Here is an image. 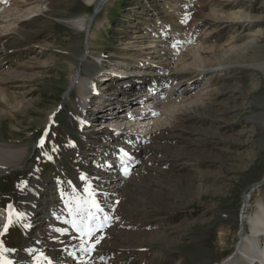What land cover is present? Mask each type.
<instances>
[{"label": "rangeland", "instance_id": "obj_1", "mask_svg": "<svg viewBox=\"0 0 264 264\" xmlns=\"http://www.w3.org/2000/svg\"><path fill=\"white\" fill-rule=\"evenodd\" d=\"M35 1L28 3V16H21L25 9L9 19L23 36L7 23L2 35L8 38H0V91L7 96V102L0 98V156L26 153L18 166L0 173V209L8 216L0 227V264H28L44 254L54 264H215L235 253L250 234L242 216L264 202V0ZM240 11L249 21L233 18ZM253 36L240 64L229 56L227 71L209 63L214 45V51L237 48ZM13 37L18 40L8 45ZM198 44L207 48V65L215 66L200 92L202 104L165 115L169 127L147 135L138 152L107 127H90L123 118L138 88L145 96L170 86L187 88V96L198 93L202 86H188L199 71L179 72L176 62L189 63L187 50ZM79 69L91 84L83 107L70 84ZM147 70L162 75H141ZM113 98L118 106L126 101L111 113L107 102ZM48 115L54 116L51 127ZM42 137L45 144L36 147ZM111 144L138 160L119 190L122 176L102 175L104 162L92 161L98 153L119 164ZM87 191L99 204L101 192L111 193L115 206L111 227L85 260L82 239L58 237L51 223L68 229L62 221L71 212L77 216L78 205L87 207ZM60 200L66 208L61 218L46 221L41 207L61 210ZM259 246L264 249V237Z\"/></svg>", "mask_w": 264, "mask_h": 264}, {"label": "bare ground", "instance_id": "obj_2", "mask_svg": "<svg viewBox=\"0 0 264 264\" xmlns=\"http://www.w3.org/2000/svg\"><path fill=\"white\" fill-rule=\"evenodd\" d=\"M92 1L93 0L89 1V3ZM105 1L106 0H104V2ZM8 2H9V0H0V5L3 4L0 7V33H1L0 38L6 37L5 35H2V34L7 33V30H6L7 23L12 25L10 31L14 30V32L22 34V32L20 30L21 27L16 23V20L13 21V20H9V19L10 18L15 19L17 17V15L19 13H22L25 9H26V11H24L25 13H23L21 16L22 17L28 16L30 14V12H32V11L28 10V5H29L28 3L29 2H36V1L35 0H21L20 2H13L11 4V6H7ZM212 15H215L214 11H212ZM233 18H235V19L241 18L242 20H245V21H249V19H250V17L247 18V15L243 14L241 11L234 14ZM10 21H12V22L10 23ZM75 25L78 29H83L85 27V24L83 23V21H78ZM87 27H88V25H87ZM257 32H260V31H257ZM9 34H14V33H9ZM22 36H23V34H22ZM255 37L254 36L250 37L246 40L245 43L241 44V46L239 45L237 48H232V49H228V50H223V49L218 48V49H220V51H218V50L214 51L213 50L214 46H215L214 45L211 48L213 52L210 54L211 56L209 58L211 61L209 63L213 64L215 62V65H217L216 67H220V69L222 71H227L228 68L225 67L224 64H225V62L230 61L227 59V57L229 56L233 59L232 62L236 63L237 65H238V63L240 64L241 62H243V61H239V59H241V54L243 52H245L246 46L249 47L250 44H252V42L255 41ZM6 38H8V37H6ZM90 38H91V35H90ZM90 38H87V46L89 44L88 42H89ZM17 40H18L17 38L13 37L12 41H8L7 44L9 45L12 42H16ZM200 41H202V40H200ZM198 45L191 46L187 50L188 59L191 60L189 63H185V58L184 59L179 58L178 60H176V62L178 61V63H179V65L177 67L178 68L180 67L178 70L177 69L176 70L179 72H180V70L184 71L186 69H190L193 67L195 68L196 71H199V75L196 78L197 80L195 79V80L191 81L190 86H188V87H191L192 85L202 86V87H200L201 89H199L198 93L190 94L187 96V94L189 92L187 90V88H184V89H181L180 91H177V90H172L171 89L172 87L170 86L169 90L162 92L163 94L157 92L156 90L150 89L149 93H148L149 96H145V95H143L144 90H140L138 92V95H137V100H138L137 104L133 105L132 111H124V113L122 115L123 118H119L120 116H118V119L113 120V121L112 120H109V121L106 120V121H98L96 123L92 122V123H90V127L93 125H100L99 127H103V128L108 127L107 131L109 132L108 133L109 135L115 134L117 136V133H120V136H123L124 138H126V140L130 143V145H135L134 152H138L141 148L142 142L147 140L145 138L147 135H150L153 131H156L157 129L159 130V128L163 129V128L169 127L170 122H169V119L165 118V115H167V117H168V115L173 116L176 112H180L181 107L185 106V104H188L191 107L193 104H195V106H196V104L197 105L202 104L201 95L204 94V92L202 94H200V92L205 91V89L209 87L210 82H212L211 79L213 78V73H212L211 69H215V66H213L211 64L207 65L205 59L202 56V54L205 53V49L207 50V48H205L201 44H198ZM207 61H208V58H207ZM250 66H251V64H250ZM252 66L255 68H262L257 64H252ZM81 72H82L81 69H79L76 72V74L74 76H72V78L70 80V84H71V88L73 87L75 89L77 95H78V104L83 107L84 105H86L87 100H89V98H88L89 87L91 84H90L88 78L82 76ZM147 72H149V73H147ZM186 72H187V70H186ZM216 73L218 74L219 72L217 71ZM147 74L151 75L150 77H152V78L159 77L162 75V73H159L158 71L150 72L148 70L145 71V73H143L141 75H147ZM209 74H211V75H209ZM199 76H201V78H199ZM6 77H8V76H6ZM10 77H11V74H10ZM202 79H203V81H202ZM0 81H2V78L0 79ZM201 81H202V83H201ZM69 91H70V89H69ZM0 98L4 102H7V99L5 100V98H7V96L4 93V91H0ZM101 99L102 98H98L96 101L101 102ZM109 101L110 102H107V103L116 105V103L114 102V99L109 100ZM125 101L126 100H122V103ZM188 105H186V106L188 107ZM106 114L107 113L105 112V115ZM108 115H109V113H108ZM48 116H49V121L47 123V126L51 127L55 113H54V116L53 115H48ZM153 128H154V130H153ZM122 141H124V140H122ZM124 142H126V141H124ZM101 146H104V144H102ZM116 148H117V151L120 154V156L123 157V158H121V161H123V164H125V168L128 169L129 172H131L132 169L138 163V160L135 158V156L132 157V154H129V156L131 157V159H129L128 157L123 155V152L121 151V149L119 147H116ZM25 154L26 153L24 150L23 151L22 150L9 151L8 153H4L2 151L1 156H0V173L2 171H4V168H6L7 166H11V167L18 166L20 164V162L22 161V159L25 157ZM105 166L108 167L109 165H105ZM106 177H108V176H106ZM122 179H123V181H121V182H119V184H117L116 190H119V188L121 186L126 187V184L128 183V180L127 181L125 180L126 176L123 178H119L117 180L120 181ZM115 192L116 191L114 190V193ZM118 192H116V193H118ZM21 200L22 201L20 203V207H25L26 202L28 200L25 198H22ZM92 207H93L92 211H90L88 209H84L85 210L84 213H87L89 215V213L95 214L96 212H99V213L105 215L104 211L102 212L101 207H99V211L97 210L95 203L92 204ZM41 208H42L41 212H42V214H44L42 217L47 219L46 221L49 220L50 216L52 217L51 219H56V218L60 219L61 218V215H60L61 212H60L59 208H58L59 211L55 210L56 208L53 209L50 205L48 207L44 205ZM79 209L82 210L81 208H76L75 212H77ZM55 212H56V214H54ZM52 214H54V215H52ZM77 216H79V217L76 220V216L73 214V212H71V215L69 214L68 218L66 220L64 219L65 220L64 225H67V228H69L72 225L73 221H75L77 223L85 221L86 215H84V220H82V216H80V214H78ZM7 217L8 216H7L6 211H4L3 209H0V227L3 226V224H5ZM56 221H58V220L56 219ZM242 222H247L249 229H250V234H246L244 237L242 236L241 241L238 244L237 250L235 253H233L229 257H225L221 262L215 263V264H264V254L261 252L264 249H262V247L260 248V246H259L260 238L264 237V202L262 200L259 202L257 201L254 214L249 216L248 218H244V219L242 216ZM60 223L61 222L58 221V226L61 225ZM71 228H72L73 232L80 234L73 226H71ZM118 233H120V232H118ZM119 238H121V237L119 236ZM73 240H75V239H73ZM200 241L202 242L203 240L200 239ZM0 243H1V241H0ZM79 245H80V243H79ZM0 246H1V244H0ZM79 247L81 248V246H79ZM38 252H41V250ZM82 257L83 256H81V258ZM73 259H75V258H73ZM77 260H79V256H78ZM49 262H51V259H49L48 256H46V255H42L41 257L38 256L35 261L32 260V261L28 262V264H49ZM51 264H52V262H51Z\"/></svg>", "mask_w": 264, "mask_h": 264}, {"label": "snow or ice", "instance_id": "obj_3", "mask_svg": "<svg viewBox=\"0 0 264 264\" xmlns=\"http://www.w3.org/2000/svg\"><path fill=\"white\" fill-rule=\"evenodd\" d=\"M123 155L128 157L129 159H131V157L129 156V154L127 152H123ZM97 210L99 211V206L96 205ZM94 216H90V219H94ZM72 226L80 233L86 235V236H91L92 232L97 230L96 228H94L91 223L89 222L88 224H82V223H77L75 221H73ZM99 239H97L95 241V243H99ZM94 249V246H93ZM49 264H51V262H49Z\"/></svg>", "mask_w": 264, "mask_h": 264}]
</instances>
